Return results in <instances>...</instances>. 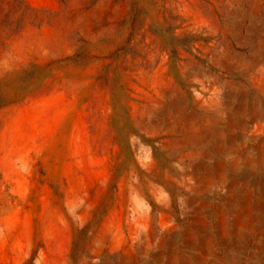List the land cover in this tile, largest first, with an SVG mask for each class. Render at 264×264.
I'll return each mask as SVG.
<instances>
[{"label": "rangeland", "instance_id": "374dc122", "mask_svg": "<svg viewBox=\"0 0 264 264\" xmlns=\"http://www.w3.org/2000/svg\"><path fill=\"white\" fill-rule=\"evenodd\" d=\"M252 168L264 0H0V264L252 262Z\"/></svg>", "mask_w": 264, "mask_h": 264}, {"label": "bare ground", "instance_id": "6f19581e", "mask_svg": "<svg viewBox=\"0 0 264 264\" xmlns=\"http://www.w3.org/2000/svg\"><path fill=\"white\" fill-rule=\"evenodd\" d=\"M234 139H236V137H233V140ZM258 171H259L258 168H252L251 170H248L246 172L242 171L237 176V179L244 180V185L247 186V187H257V192L258 193H262V192L264 193V189L263 190H259V184L260 183H257L258 180L260 182L262 180L261 179V175L258 173ZM248 191L250 193H252V191H250L249 188H248ZM246 215H244V216H246ZM242 221L245 222L246 225H248L249 227L250 226L256 227L257 222H258V218L254 217V218H247L246 219V218L242 217ZM262 234H263V237H264V231L262 232ZM227 241H228L227 245L230 247L231 253H232V251H245V248L241 245L240 238L238 236L234 237V238H230ZM215 244L216 243H214L212 235L208 233L207 236H205V235H201V236L200 235H196L195 236L194 235L192 237V241L187 242L186 246L187 247H191V248H195V249H199V248L203 249L204 248L205 251H206L205 253H209L211 255H214V254H216V252H215ZM163 247H164V244L162 243L161 244V248L163 249ZM165 250H162L158 254V256L159 257L164 256L165 252H166ZM231 253L228 254V252H227L226 255L229 257L231 255ZM254 254H251V256L254 255L253 256L254 261H252V262L251 261H247V260L241 261L240 257L238 256V257L235 258L236 260L234 261V264H259V261H255V260H260L261 264H264V238H263V241L261 243V247H259L258 254H256V253H254ZM214 264H216V263H214ZM217 264H220V263H217Z\"/></svg>", "mask_w": 264, "mask_h": 264}, {"label": "crops", "instance_id": "0c3cea01", "mask_svg": "<svg viewBox=\"0 0 264 264\" xmlns=\"http://www.w3.org/2000/svg\"><path fill=\"white\" fill-rule=\"evenodd\" d=\"M246 172V171H248V170H244V169H241V171H239V173H237V174H235V175H233V177L231 178H229L230 180H231V182H230V191H231V193H232V197L233 198H231V200H229V201H227L228 202V206H230L231 208H232V210H235V211H239L240 209H245V207L242 205V203H243V200L245 199L244 197H246L244 194L245 193H250L249 191H248V188L250 189V191H252V193L251 194H254V192H257V187H247V186H245L244 185V180H239V179H237V176L241 173V172ZM259 172V171H258ZM260 174V173H259ZM261 175V179H263V175L262 174H260ZM257 183H260L261 184V182L258 180V182ZM259 184V190H262L261 188L263 187L262 185H260ZM258 193V192H257ZM251 196H253V195H251ZM254 197V196H253ZM252 199V198H251ZM256 200H252L251 201V204L250 205H248V207H249V210H252V211H255V210H257L258 209V207H257V205H256ZM225 209H227V208H225ZM214 212V211H213ZM215 213V212H214ZM212 216L210 215V218H211ZM210 229H212V224L210 223ZM226 247H224L223 249H224V254H221V256L220 257H218V259L220 260V262H221V260L223 259L222 257H226L227 255H226V249H225ZM215 249H216V246H215ZM215 257H216V254H215ZM222 258V259H221ZM220 262H218V263H220Z\"/></svg>", "mask_w": 264, "mask_h": 264}]
</instances>
